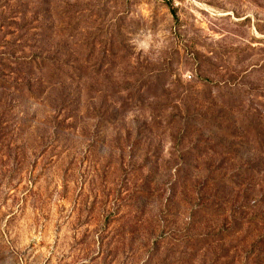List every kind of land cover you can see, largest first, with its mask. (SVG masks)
Masks as SVG:
<instances>
[{
  "label": "rangeland",
  "instance_id": "1",
  "mask_svg": "<svg viewBox=\"0 0 264 264\" xmlns=\"http://www.w3.org/2000/svg\"><path fill=\"white\" fill-rule=\"evenodd\" d=\"M0 264H264V0H0Z\"/></svg>",
  "mask_w": 264,
  "mask_h": 264
},
{
  "label": "clouds",
  "instance_id": "2",
  "mask_svg": "<svg viewBox=\"0 0 264 264\" xmlns=\"http://www.w3.org/2000/svg\"><path fill=\"white\" fill-rule=\"evenodd\" d=\"M152 37L149 34H146L141 41L137 44V48L141 51L147 52L149 50L150 47V41H151ZM157 47H159V45H157Z\"/></svg>",
  "mask_w": 264,
  "mask_h": 264
}]
</instances>
